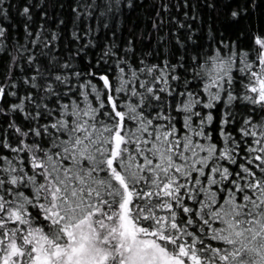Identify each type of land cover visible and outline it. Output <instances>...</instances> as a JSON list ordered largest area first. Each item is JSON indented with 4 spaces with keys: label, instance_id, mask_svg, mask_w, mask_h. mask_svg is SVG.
Masks as SVG:
<instances>
[{
    "label": "snow or ice",
    "instance_id": "snow-or-ice-1",
    "mask_svg": "<svg viewBox=\"0 0 264 264\" xmlns=\"http://www.w3.org/2000/svg\"><path fill=\"white\" fill-rule=\"evenodd\" d=\"M140 6L0 0V264H264V0Z\"/></svg>",
    "mask_w": 264,
    "mask_h": 264
},
{
    "label": "trees",
    "instance_id": "trees-1",
    "mask_svg": "<svg viewBox=\"0 0 264 264\" xmlns=\"http://www.w3.org/2000/svg\"><path fill=\"white\" fill-rule=\"evenodd\" d=\"M71 2V0H65V9L62 13V15L64 16V18L66 19L67 23L64 26V28L62 29L63 31H65V35L67 36L68 31H70L71 26H72V14L69 10L68 4ZM158 0H140L141 6L138 7L135 11L132 10H125V17L123 19V22H118L119 23V32H120V36L121 39H126L128 34H129V30L130 29H134L136 34L139 35L140 32H144L145 33V37L142 41L138 40L137 42V51L139 52L140 50H151L156 46V32L154 30H152L151 27V21H152V17H153V9L151 7L152 4L157 3ZM169 2L174 3L175 0H169ZM193 3H197V0H193ZM172 15H180L182 17V13L177 12L176 9L172 10ZM200 17H202L203 22H204V27H203V37L206 40L207 38V25H208V19H209V12L207 9H203L200 13H199ZM167 19V17H166ZM14 20L15 22L19 23L20 18L19 17H15L14 16ZM37 20H39V15L37 14ZM94 23V21H93ZM197 23H199V21H197ZM243 24V21L241 22V25ZM216 25L217 28L220 31H223L226 27L228 28V31L230 33H234L238 27H240L241 25H237V26H230L225 24L224 18L223 16H219L216 18ZM114 25H110V27H112ZM194 26H196L194 24ZM54 27V25H53ZM175 27V25H173V28ZM168 27L167 25L165 26L164 29L161 30L160 35H163L165 31H168ZM148 33H151V39H148ZM105 34L110 35V33H108L107 30H101L100 32V36H104ZM170 48H172L177 55H179V50L175 47L174 44H170L169 45ZM162 51V49H161Z\"/></svg>",
    "mask_w": 264,
    "mask_h": 264
}]
</instances>
